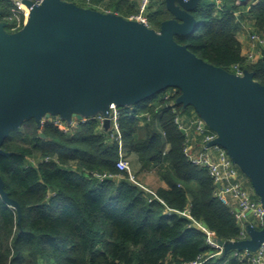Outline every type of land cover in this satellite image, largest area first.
I'll list each match as a JSON object with an SVG mask.
<instances>
[{
    "label": "trees",
    "instance_id": "16d2710c",
    "mask_svg": "<svg viewBox=\"0 0 264 264\" xmlns=\"http://www.w3.org/2000/svg\"><path fill=\"white\" fill-rule=\"evenodd\" d=\"M68 1L93 6V0ZM97 2L101 6L95 9L126 18L139 5L137 0ZM11 7L10 1L0 0L1 20ZM242 8L237 0H202L192 11L196 29L175 39L211 64L229 71L238 64L242 71H255V80L264 84V48L262 57L247 63L236 36ZM248 12L256 31L264 32V0L253 3ZM172 17L166 0L151 1L150 27L159 30ZM8 22L7 29L12 30L14 22ZM171 90L122 107L120 118L128 155L138 157L141 171L156 172L167 184L154 188L165 204L150 200L126 173L104 180L90 174L119 172L118 143L108 130L99 128L98 119L71 132L51 122L40 130L29 119L9 134L3 149L11 155H0V173L5 190L21 206V219L0 196V264H184L212 251L206 235L189 218L169 209L188 210L223 241L240 238V227L227 203L215 194L217 186L208 169L184 154L187 136L176 117L187 121L199 114L192 106H165ZM180 94L178 90L173 98ZM247 184L251 185L249 179ZM232 252L215 256L208 264H222Z\"/></svg>",
    "mask_w": 264,
    "mask_h": 264
},
{
    "label": "water",
    "instance_id": "95a60500",
    "mask_svg": "<svg viewBox=\"0 0 264 264\" xmlns=\"http://www.w3.org/2000/svg\"><path fill=\"white\" fill-rule=\"evenodd\" d=\"M201 1L166 0L173 17L159 30L68 0H25L29 18L14 32L0 19V155H11L3 144L26 120L41 128L44 117L70 123L100 115L109 130L112 105L132 107L178 88L176 103L192 106L217 133L209 146L227 150L264 206V84L255 71L236 74L175 39L196 29L192 11ZM0 196L20 220L21 206L5 190L1 173ZM246 231L245 239H219L224 254L256 251L264 243V226L248 224Z\"/></svg>",
    "mask_w": 264,
    "mask_h": 264
},
{
    "label": "built area",
    "instance_id": "2783aa9c",
    "mask_svg": "<svg viewBox=\"0 0 264 264\" xmlns=\"http://www.w3.org/2000/svg\"><path fill=\"white\" fill-rule=\"evenodd\" d=\"M8 1L12 3L11 13L4 21L8 24L7 28L9 26L8 21L14 22L12 30H9L14 32L21 29L26 24L30 14V8L25 3V0ZM31 1L34 4H40L43 0ZM86 1L88 4L92 3V0ZM151 1L152 0H139L137 11L130 14L127 18L143 22L147 26H150L148 13ZM239 1L240 0H237V3ZM251 42L252 50L244 54L247 63H253L263 56L264 32L254 31L251 34ZM231 72L239 75L244 73L238 64L233 66ZM178 90V88H172V90L166 94L165 99L169 100V103L165 106L176 104L178 97L176 100L173 97H176ZM121 116V108L112 105L109 116L111 126L108 131L110 132L111 137L118 143L119 157L116 166L119 172L91 171L90 174L99 180H104L107 178L119 179L123 176V173H126L128 180L140 187L150 200L157 199L165 204V202L159 197L156 189L150 187L139 179L137 172L134 169L133 162L127 153L128 147L123 139L120 122ZM141 116L151 119L150 114H143ZM93 118L99 120L100 129H105L103 125L104 117L100 115L96 117H84L82 119L73 117L70 123L63 121L59 117H44L42 119V127H44L47 122H51L63 129L64 132H71L79 124L86 123ZM176 123L181 129H185V134L187 136L184 144V154L197 166L208 169L217 186L215 194L220 199L224 200L230 207L231 212L240 227V238L238 240L248 237L246 231V226L248 224H251L255 228H262L264 226V206L255 194L252 185L247 184L246 179L248 180L249 178L241 171L239 166L233 162L225 148L220 145L209 146V143L217 138V133L211 130L200 116L185 121L183 116L178 115L176 117ZM169 212H175L189 218L192 226L196 227L206 235V242L212 248V251L206 254H200L196 260L184 264H208L211 258L224 255V248L219 243V238L206 224L196 220L191 216L188 210L169 209ZM229 261H236V264H264V243L256 251L233 250L229 258L222 264H228Z\"/></svg>",
    "mask_w": 264,
    "mask_h": 264
},
{
    "label": "crops",
    "instance_id": "0c3cea01",
    "mask_svg": "<svg viewBox=\"0 0 264 264\" xmlns=\"http://www.w3.org/2000/svg\"><path fill=\"white\" fill-rule=\"evenodd\" d=\"M257 0H240L238 4H240L243 8L237 13L239 20L236 28V36L239 39V41L242 43L243 46V54H246V52H249L252 50V42H251V34L256 31L255 27V20L254 18L249 14L248 10L250 6L255 3ZM139 2V0H137ZM93 6L100 7L101 3L97 2V0H93L92 3ZM91 8H97L93 7ZM90 7V6H89ZM98 10V9H97ZM132 156V155H129ZM135 166V165H134ZM138 173V176L141 181H143L146 184L152 183L156 185L157 187L163 186L167 187V184L159 179L156 172H150V171H141V168L139 170H136ZM143 172V173H142ZM150 172V173H149ZM153 173V174H151ZM152 177V182L148 181ZM247 181V179H246Z\"/></svg>",
    "mask_w": 264,
    "mask_h": 264
},
{
    "label": "rangeland",
    "instance_id": "374dc122",
    "mask_svg": "<svg viewBox=\"0 0 264 264\" xmlns=\"http://www.w3.org/2000/svg\"><path fill=\"white\" fill-rule=\"evenodd\" d=\"M30 128H31V126H29ZM26 128V127H25ZM32 130H34L33 128H31ZM43 129V127L40 129V130H42ZM130 157V159H131V161L133 162V166H134V169H135V171L136 170H139L140 168H141V162L139 161V159H138V157L136 156V155H132V156H129ZM137 172V171H136ZM143 173V172H142ZM150 173V172H149ZM151 174H153V173H151ZM149 182L152 180V177H150L149 179H147ZM152 182V181H151ZM147 185H149L150 187H152V188H155L156 187V185H154V184H152V183H149V184H147Z\"/></svg>",
    "mask_w": 264,
    "mask_h": 264
}]
</instances>
